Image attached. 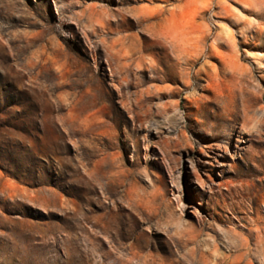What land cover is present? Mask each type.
Masks as SVG:
<instances>
[{"label": "rangeland", "instance_id": "374dc122", "mask_svg": "<svg viewBox=\"0 0 264 264\" xmlns=\"http://www.w3.org/2000/svg\"><path fill=\"white\" fill-rule=\"evenodd\" d=\"M56 1L63 7L55 9L54 0H0V264H131L125 254L133 246L142 257L202 264L205 244L212 242L208 225L216 227L217 221L212 209L195 201L191 160L201 164L203 174L210 159L221 168L216 165L224 155L221 135L229 137L230 129L219 121L206 130L195 117L211 106L202 79L221 62L203 55L192 68L201 80L190 88L183 86L176 65L173 78L157 83L175 92L146 102L145 128L119 103L121 86L111 80L109 51L119 36L110 34L105 46L99 42L97 14L90 6L102 14L119 11L129 23L142 9L163 8L166 16L175 11L177 28L190 22L192 38L211 29L208 46L230 23L215 16L217 0L209 10L202 9L206 0H195L185 15L183 0ZM231 6L241 12L237 4ZM241 62L251 69L245 88L259 92L264 72L252 60ZM261 105L264 97L256 107L264 117ZM247 138L241 143L237 131L231 134L227 157L236 168L223 175L233 184L221 187L226 203L240 209L242 220L236 222L245 226L257 214L264 216V135ZM198 216L205 220L204 230L197 240L184 241L185 227L200 225ZM215 216L229 225L233 214L218 207ZM218 244L228 251L224 241Z\"/></svg>", "mask_w": 264, "mask_h": 264}, {"label": "bare ground", "instance_id": "6f19581e", "mask_svg": "<svg viewBox=\"0 0 264 264\" xmlns=\"http://www.w3.org/2000/svg\"><path fill=\"white\" fill-rule=\"evenodd\" d=\"M106 1L113 2V0ZM139 1L120 0L119 4L126 5ZM214 1L206 0L202 9L209 10ZM183 2L184 8L180 10L185 15L184 11L195 0H183ZM232 3L240 6L241 12H236L231 6ZM216 5L215 16L224 18L230 25L222 28L210 46H208V38L211 29L203 30L201 36L192 38L189 32L190 22H185L181 25L182 27L180 26L181 28H177L175 11H172L170 16H166L163 8L142 9L132 13L133 21L129 23L125 15L119 11L102 14L97 11L95 4H92L90 9L93 16L97 14V17L93 18L96 24L95 34L102 45L105 46L108 43L107 37L110 34L116 33L119 36L112 41V50L109 51L110 57L114 60V62L109 61L111 80L121 86L118 94L119 103L128 110L133 121L145 124V128L149 123L146 102L151 98L162 101L166 94L175 92L169 84L160 86L157 83L173 78L171 71L176 65L178 66L176 74L183 86L190 88L195 85V81L201 80L200 72L197 71L196 75H193L192 68L203 55L221 62L220 66L218 64L211 66L202 79L205 81L202 86L208 93L207 97L211 101V106L206 113L195 117L198 123L206 126V130L211 131L219 121L227 122L230 129L229 137L226 134L221 135L224 155L221 159L216 158V165L221 168H214L215 165L210 159L209 168L203 174L201 164L191 160L192 175L197 181L194 190L195 201L207 210L212 209L213 211L209 214L217 221L216 227L212 224L208 225L212 231L210 235L212 242H206L207 251L201 253L199 261L202 264H264V216L257 214V217L247 226L237 223L236 221L242 220L237 215L240 209L234 203L229 206L221 191V187L230 189L229 184H233L232 180L223 175L226 170L231 171L236 168V164L230 163L227 157L230 154L228 142L233 131L238 132V142L241 143L250 141L247 135H264V117L260 115V111L256 110L257 100L264 97V88L257 93L245 88V75L251 73V69L241 62L243 58L252 60L257 64L258 70L264 72V0H217ZM59 7H63V4L54 0V8ZM141 31L148 36L143 37ZM165 32H178L179 40L173 44L165 43L160 38ZM81 33L82 37L90 41L84 29H81ZM238 33L240 39L237 38ZM117 46L119 49L115 50ZM158 50L162 51V56L159 55ZM131 75H134L133 80L130 79ZM261 82L264 84V74L261 75ZM143 84L148 86L142 88ZM129 88L135 91L130 94ZM260 109L263 111L264 106L261 105ZM190 122H194L193 119ZM237 123L241 124L239 129H237ZM199 139L205 141L203 137ZM240 149H245L247 152L248 147L241 145ZM207 152L205 151L206 155H208ZM215 172H219L218 177L213 178ZM189 184L191 185V182ZM177 188L178 204L183 208L186 204L183 199V187L179 185ZM207 191L208 199L203 202ZM231 196L234 197V193H231ZM218 207L233 214V217L226 221L229 225H226L220 217L222 223L218 222L219 219L215 216ZM194 210L200 213L196 205ZM198 220L201 226L185 227L184 241L197 240L199 233L204 230L201 227L206 226L205 220L201 216H198ZM238 228L246 229L248 233L242 234L237 230ZM106 236L105 238H108V235ZM224 237L227 240H223ZM219 240L224 241L227 252L220 250ZM125 256L127 262L131 264L134 262L135 264H174L152 257H142L134 246Z\"/></svg>", "mask_w": 264, "mask_h": 264}, {"label": "clouds", "instance_id": "9594fccd", "mask_svg": "<svg viewBox=\"0 0 264 264\" xmlns=\"http://www.w3.org/2000/svg\"><path fill=\"white\" fill-rule=\"evenodd\" d=\"M160 38L167 44H173L179 40V33L178 32H165L161 34Z\"/></svg>", "mask_w": 264, "mask_h": 264}]
</instances>
